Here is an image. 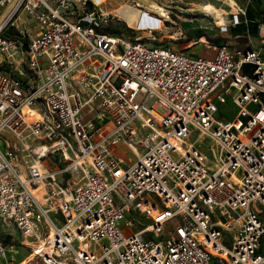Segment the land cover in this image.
Here are the masks:
<instances>
[{"label": "built area", "instance_id": "1", "mask_svg": "<svg viewBox=\"0 0 264 264\" xmlns=\"http://www.w3.org/2000/svg\"><path fill=\"white\" fill-rule=\"evenodd\" d=\"M97 2L0 0V231L22 238L0 260L264 264V47L132 42L101 31ZM21 15L36 34L6 37Z\"/></svg>", "mask_w": 264, "mask_h": 264}, {"label": "rangeland", "instance_id": "2", "mask_svg": "<svg viewBox=\"0 0 264 264\" xmlns=\"http://www.w3.org/2000/svg\"><path fill=\"white\" fill-rule=\"evenodd\" d=\"M205 0H100L96 3V9L103 14L102 26L107 34L123 35L129 41H140L148 46H165L175 50H184L194 56L213 57L215 50L210 42H199L192 40L187 42L188 37L186 31L188 28L201 29L202 26L208 30H204L210 36H213L218 41H223L229 45H237L238 39H234L231 35V25H227L228 30L223 27L222 32L218 31L215 23H220L216 17L209 15L201 5ZM154 4V5H153ZM200 7V8H199ZM89 9H91L89 7ZM88 9V10H89ZM83 14V8L77 10L74 18L79 19ZM159 18L162 22L160 28L156 30H147L152 18ZM214 21V22H213ZM203 29V28H202ZM253 40V41H252ZM252 43L254 39L251 38ZM255 43V42H254ZM250 45L251 42L249 43ZM190 46L189 48H186ZM251 67H245L244 71L249 73ZM117 78L114 79L116 81ZM218 116H224L228 119L232 118L236 109L232 102L228 101L226 105H218ZM162 111V109H159ZM89 118L94 115H89ZM197 135L193 134L189 140L190 143L195 142ZM209 141L201 142L200 148L206 152L211 159L212 156L208 153L207 147ZM3 147V146H1ZM4 150V148H2ZM123 151V156L126 159H134L131 151ZM132 219H139L135 214H128L126 220L122 223L123 230L126 234L130 231L137 232L139 226L132 230L126 227V222ZM23 253L17 258H21Z\"/></svg>", "mask_w": 264, "mask_h": 264}, {"label": "crops", "instance_id": "3", "mask_svg": "<svg viewBox=\"0 0 264 264\" xmlns=\"http://www.w3.org/2000/svg\"><path fill=\"white\" fill-rule=\"evenodd\" d=\"M201 5H204L203 9L213 8L217 10L218 12H220L221 16L219 18L214 14L212 15L216 17L217 20H220L222 17L220 23H215L213 21L215 26H217L218 31L222 32L223 27H225L226 29L224 30L227 31L228 28L225 23L230 22L231 35L234 39H238L239 42L237 43V45H229L224 42V45H228L232 48H236V49L244 50V51L259 50L264 47V0H205L202 4H200V6ZM205 12L211 15L208 11L205 10ZM6 13H8V9L0 8V18ZM235 17H237L239 20L238 24H233ZM153 19L157 21V24L160 21L159 18H153ZM16 24H17V27H10L5 31L4 35L6 37L11 38V39L25 40V36L21 33L22 31H24L25 29L29 30V35L31 36L35 35L37 32L36 25L33 23V21L27 19L25 15H21L19 18V21H17ZM204 30H208V29L204 28V26H202L201 29L188 28L186 31V34H188L189 32V33H192L193 36H196L194 34L197 31L206 33ZM184 37H188V36L184 35ZM251 38L254 39L255 43L254 42L252 43L253 40L250 41ZM192 40L199 41V42H208L206 37L194 38ZM191 41H188L187 39V42H191ZM250 42L252 45L249 44ZM211 43L213 45V48L215 50V55H216L217 47L214 46L213 42ZM189 47L190 46L186 48H189ZM184 50L186 51L187 49H184ZM214 57L215 56L207 57V58H214ZM119 153L120 152L116 154L118 156H121V154ZM0 239H5L8 242H16V244L18 245H20L22 241L20 233L15 229L1 230ZM21 253H23L22 257L17 258L19 255H21ZM29 253H30V249L28 247H20L18 249V252L16 254L9 255V258L12 259L15 262V264H19L23 262L29 256ZM4 262L5 261L0 260V264H4Z\"/></svg>", "mask_w": 264, "mask_h": 264}, {"label": "trees", "instance_id": "4", "mask_svg": "<svg viewBox=\"0 0 264 264\" xmlns=\"http://www.w3.org/2000/svg\"><path fill=\"white\" fill-rule=\"evenodd\" d=\"M90 6H91V5H90ZM101 31L105 32L103 28L101 29ZM105 33H106V32H105ZM110 35H111V34H110ZM194 35H196V36H193L192 33H189V32H188V34H187V36H188V41H191V40L194 39V38L206 37V39H207L208 42H213V43H214V46L217 47V50H218L220 47L224 46V42L218 41V40L214 39V37H211V36H209V35L206 34V33H203V32H200V31H197ZM112 36H118V35H113V34H112Z\"/></svg>", "mask_w": 264, "mask_h": 264}, {"label": "bare ground", "instance_id": "5", "mask_svg": "<svg viewBox=\"0 0 264 264\" xmlns=\"http://www.w3.org/2000/svg\"><path fill=\"white\" fill-rule=\"evenodd\" d=\"M154 5V4H153ZM206 11H208L211 15H216L218 18L221 16L220 12H218L217 10L213 9V8H204ZM46 248V250H48L47 247H45V245L42 246V248Z\"/></svg>", "mask_w": 264, "mask_h": 264}]
</instances>
